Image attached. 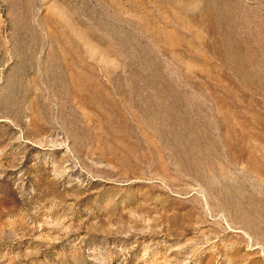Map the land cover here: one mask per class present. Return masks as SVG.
<instances>
[{"label":"rangeland","instance_id":"obj_1","mask_svg":"<svg viewBox=\"0 0 264 264\" xmlns=\"http://www.w3.org/2000/svg\"><path fill=\"white\" fill-rule=\"evenodd\" d=\"M0 264H264V0H0Z\"/></svg>","mask_w":264,"mask_h":264}]
</instances>
